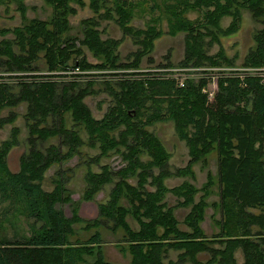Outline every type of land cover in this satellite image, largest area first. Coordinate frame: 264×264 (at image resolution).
<instances>
[{
  "label": "trees",
  "instance_id": "obj_1",
  "mask_svg": "<svg viewBox=\"0 0 264 264\" xmlns=\"http://www.w3.org/2000/svg\"><path fill=\"white\" fill-rule=\"evenodd\" d=\"M12 1L21 0L0 3ZM46 1L52 6L49 19L33 17L12 28H0L2 35L13 33V37L0 39V72L8 73H0V127L13 122V108L25 102L28 128V148L17 171L9 169L6 155L18 143V127L12 126L9 137L0 141V202L4 203L0 264H109L102 256L98 230L85 240L70 238L71 223L78 216L74 212L68 217L57 206L69 200L62 170L56 171L51 189L42 185L45 171L79 155L84 143L100 149L90 161L108 156L111 150L125 161L117 167L103 163L99 171H88L85 194L91 196L113 181L108 199L98 204L99 214L124 229L121 241L127 243L128 264H264V73L217 69V88L209 98L203 89L204 76L181 80V74L167 75L160 69L117 72L137 68L142 56L151 51L153 40L162 33L155 25L159 17L134 28L130 20L138 2L90 0L94 14L81 20V36H77L68 33L67 16L76 11L74 3L82 1ZM162 6L169 32L185 33L179 65H232L234 60L222 48L208 54L205 44L217 40L219 34L236 31L242 9H246L261 26L254 31V45L241 65L264 66V0H163ZM152 7L160 5L154 1ZM189 9L200 11V17L188 18L185 12ZM225 16L230 21L223 27L220 21ZM101 18L114 20L124 33L134 35L139 47L131 61L118 60L120 39L101 36ZM84 47L96 61L86 58ZM40 59L44 73L37 72ZM91 68L106 75L88 73ZM96 82L110 96L100 118L92 115L84 101L97 92ZM4 108L9 111L3 116ZM165 120L173 122L178 137L188 146V164L177 168V173L190 171V164L212 149L217 151L220 197L214 204L219 206L220 218L216 221L219 230L210 236L200 226L206 203L201 195L195 200L198 189L186 181L172 187L164 182L172 174L170 154L148 126ZM79 126L86 132L85 140ZM49 137H57V142L42 147ZM129 176H136L135 184L127 180ZM146 183L155 188L147 189ZM167 191L181 197L180 206H190L185 217L188 229L179 226L175 206L164 199ZM122 196L129 206L119 203ZM18 213L28 233L17 231ZM127 213L136 219L137 229L125 220ZM6 223L12 228L11 235L2 231ZM93 223L101 221L95 218ZM238 248L241 262L235 256ZM170 249L177 251L175 258L168 256ZM201 252L208 254L206 259L199 258Z\"/></svg>",
  "mask_w": 264,
  "mask_h": 264
},
{
  "label": "rangeland",
  "instance_id": "obj_2",
  "mask_svg": "<svg viewBox=\"0 0 264 264\" xmlns=\"http://www.w3.org/2000/svg\"><path fill=\"white\" fill-rule=\"evenodd\" d=\"M82 3H74L76 11L69 14V34L81 36V20L92 16L94 14L90 0H81ZM138 2L135 12L130 20V24L136 27H145L148 22L152 23V18L159 17L155 25L162 30V33L153 40V46L150 52H147L142 56L137 68L126 67L120 68L117 72L124 73V71H142V70H158L167 73V75L179 76L181 74V80L185 76L192 77L197 80L200 76H204L206 83L203 86L205 91L209 92V98L213 91L217 88L216 66L210 64L205 65H179L178 62L184 56L185 49V33L183 30H177L174 33L169 32L166 12L162 10L163 0H134ZM158 2L160 7L154 8L151 6L153 2ZM20 3V4H19ZM22 7H20V6ZM52 15V6L46 0H21L12 1L9 3H0V28H12L16 25H20L29 19L36 17L40 19H49ZM188 18L195 19L200 17V11L189 9L185 12ZM230 21L229 16H225L221 19L220 23L225 27ZM261 24L257 22L246 9H242L241 21L239 28L229 34L221 35L217 40L205 44V50L208 54L216 53L222 48L224 54L228 58H232L234 63L232 65L224 64L222 68L224 71H229L230 68L241 67V63L244 56L254 45L253 33L260 27ZM101 29V36L112 37L120 39V43L117 47L118 60L121 62L131 61L134 57L133 52L139 47L134 40V35L130 33H124L123 29L112 19L101 18L98 26ZM133 32V31H132ZM13 37L11 31L2 35L0 33V39L3 37ZM207 36L205 40L207 41ZM86 58L89 61H96V58L92 56L89 50L84 47ZM171 62V65H165L166 62ZM38 66L41 68L38 73H44L45 67L42 59L38 61ZM69 73H66L69 76ZM87 72H96L102 75H106L105 71L99 69H89ZM1 73V72H0ZM103 73V74H102ZM172 73V74H171ZM1 74H8L2 72ZM123 74H119L122 76ZM99 76L98 79L101 78ZM102 85L100 82L93 84V88L97 90L94 94L85 96L84 101L91 109L92 115L96 118H100L110 100V96L101 89ZM26 104L21 102L16 105L13 110L16 112V117L13 122L5 123L0 127V141L9 137L12 126L18 127L17 139L18 143L10 148L6 155V163L10 170L17 171L20 166L21 155L27 151L28 144L26 137L28 135V128L25 123L23 113L25 112ZM9 109L4 108L1 111V115H6ZM67 124L71 125V119L67 117ZM148 128L155 132V134L161 139L163 145L169 151L168 168L172 172L170 176L164 179L167 187L179 185L183 181L190 182L197 192L195 193V200H198L200 195L205 200V208L203 211V217L200 220V226L207 235H212L219 230L217 220L220 218L219 206L214 202H219V172L217 163V151L212 149L210 152L201 156L197 161L190 164V171L184 173H177V168H182L188 164L189 153L188 146L185 141L178 137L174 124L170 120L156 121ZM78 131L82 138L86 139V132L82 126L78 127ZM51 142H57V137H49L45 142L42 143V147ZM123 149V147H122ZM99 147H90L86 143L80 146V154L74 155L69 160L62 163L59 167L57 164L50 166L44 174L42 185L45 189H51L53 187V178L56 177V171L62 170V177L65 180V193L69 194V200L63 204L58 203L57 206L61 207L64 214L71 217L75 212L78 216L71 223L72 231L71 239L85 240L95 230H98L102 244L100 246L103 259L109 264H128L129 254L125 249L127 243L121 241L125 235V231L122 226L114 227V220L106 217L105 215L99 214L98 204L105 202L109 197V192L113 186V181L106 182L101 189H98L96 193L91 196L85 194L86 188L89 184L87 181L88 171H99L101 164L108 163L113 167H117L120 164L125 163L122 157L114 150L109 151L108 156H101L98 161L89 160L92 156L99 153ZM146 158V157H144ZM264 161V156H263ZM157 171V168L154 169ZM176 172V173H175ZM117 177H114L116 179ZM127 180L135 184L136 176H129ZM147 189L153 190L155 187L146 183ZM164 199L168 205L175 206V214L179 220V226L183 229H188L186 225V215L190 209V206H180L177 204L181 197H177L173 192L167 191ZM119 203L124 206H129V202L125 197L119 199ZM4 203L0 202V211ZM95 218H98L101 223H93ZM125 220L129 225L137 229L138 223L131 213L125 215ZM15 227L18 232L28 233V225L25 219L19 213L15 219ZM3 233L7 235L12 234L11 226L5 224ZM96 250V249H95ZM95 252V251H94ZM177 251L169 250L168 256L171 258L176 257ZM201 260L207 258L208 254L201 252L198 254ZM235 256L238 262L242 261V252L240 248L235 251ZM93 259V257H88ZM188 264H191L190 262Z\"/></svg>",
  "mask_w": 264,
  "mask_h": 264
},
{
  "label": "built area",
  "instance_id": "obj_3",
  "mask_svg": "<svg viewBox=\"0 0 264 264\" xmlns=\"http://www.w3.org/2000/svg\"><path fill=\"white\" fill-rule=\"evenodd\" d=\"M217 69H226V68H222V67H218ZM229 71H236V72H243L246 71L248 73L252 74H257L259 72L264 73V66L263 67H257V66H239L236 68H230ZM228 72V71H226ZM214 92V91H213ZM213 94V93H212ZM212 96V95H211Z\"/></svg>",
  "mask_w": 264,
  "mask_h": 264
}]
</instances>
